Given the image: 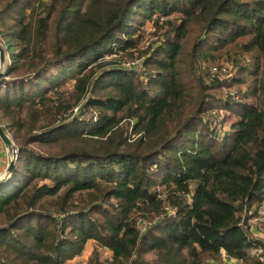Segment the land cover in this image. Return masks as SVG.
<instances>
[{"label": "trees", "instance_id": "trees-1", "mask_svg": "<svg viewBox=\"0 0 264 264\" xmlns=\"http://www.w3.org/2000/svg\"><path fill=\"white\" fill-rule=\"evenodd\" d=\"M0 42V264H67L87 240L108 255L79 264H264L239 222L264 197V0H0ZM219 57L250 75L240 94L213 91ZM208 107L232 115L220 134Z\"/></svg>", "mask_w": 264, "mask_h": 264}, {"label": "rangeland", "instance_id": "rangeland-1", "mask_svg": "<svg viewBox=\"0 0 264 264\" xmlns=\"http://www.w3.org/2000/svg\"><path fill=\"white\" fill-rule=\"evenodd\" d=\"M47 2H48V0H47ZM154 15H155V12L152 16H154ZM138 25H139L138 27L140 30V35H139L140 41L139 42L142 44H146L147 41H151L152 38L154 37L153 28L149 24V20H146V19L142 20ZM0 45L3 47V51L6 50L8 52V54H10L13 51L14 47L12 44H6L5 46H3L0 43ZM243 55H244L243 57H246V59L251 58L250 52L244 53ZM115 58L117 60L116 56H115ZM123 58H128V59H127V61L121 60L120 63H123L124 65H134V68L136 70L140 67V65L138 64L137 58L127 57L125 53L122 54V57L120 59H123ZM224 61H226L231 68L228 70V73L225 74V79H223L221 81L222 85L218 89L215 88L213 91L220 93V94H226V93L240 94V92H242V90H244L246 88V82L248 81V79H249V81H251V77H250V75H247L246 76L247 78H245V81L242 83L236 82L235 80H232L233 77L235 76V74H237L238 72L236 73V67L237 66L233 64V61L231 59L219 57L218 60L207 62L204 65L205 66L207 65V67H208V64H212V63L219 64V63H222ZM3 67H4V64H3ZM2 69H4V68H2ZM202 71H204V70H202ZM0 72H2L1 69H0ZM257 74H259V73H257ZM207 79H208V76H205V81H207ZM70 85H71V82H65V84L62 87H69ZM247 99L252 100V96H249ZM226 112L227 111L221 107H208L207 109H205V112L203 113L204 114L203 116L205 117V119L207 121L208 120L210 121L212 127H214L215 131L218 134H220L222 130L226 129V126H227L229 120L232 119V115H230L229 113H226ZM123 124L127 125L129 123L126 122V120H124ZM0 126H1L4 134L9 139V146H10L9 149H11V147H13V146L16 147L17 143L11 137L10 129L1 123H0ZM32 146H34V148H35L36 144H33ZM39 150H45V149H39ZM10 156H13V155L10 153L7 146L0 139V172H2L3 169L6 167V165L8 163V158ZM14 159H15V157H14ZM94 248L98 252V258L100 260L106 258V256L108 255V251L106 249H102L101 247L96 246L95 242L93 240H87L84 243L80 253L78 255L73 256L67 262V264H79V263L85 262L88 257L92 256V258H93L92 250ZM153 255H154V252L151 250H147L144 252V256L147 258L152 257Z\"/></svg>", "mask_w": 264, "mask_h": 264}, {"label": "built area", "instance_id": "built-area-1", "mask_svg": "<svg viewBox=\"0 0 264 264\" xmlns=\"http://www.w3.org/2000/svg\"><path fill=\"white\" fill-rule=\"evenodd\" d=\"M1 43V42H0ZM10 61L8 52L3 51V62L0 63V69L5 67ZM4 64V67H3ZM231 67L224 61L219 64H209L208 75L210 77H215L219 81L225 79V74ZM210 69V70H209ZM10 153L15 157L17 148L15 146L11 147ZM2 173V172H0ZM246 213L248 214L243 220L240 219L239 222L245 226L246 231H248L249 236L254 239H258V242H254L251 245V250L255 253H259V257H264V247L261 244L264 243V197L257 203H252L249 205ZM203 264H241L240 259L235 256H227L225 252L221 249L218 256H206L203 258Z\"/></svg>", "mask_w": 264, "mask_h": 264}, {"label": "water", "instance_id": "water-1", "mask_svg": "<svg viewBox=\"0 0 264 264\" xmlns=\"http://www.w3.org/2000/svg\"><path fill=\"white\" fill-rule=\"evenodd\" d=\"M3 61V47L0 45V63H2ZM0 139L3 141V143L7 146L8 150H10V146H9V139L7 138V136L4 134L1 126H0ZM14 167V157L10 156L8 158V163L6 165V167L3 169L2 173L4 174H10L11 171L13 170ZM4 181V180H2ZM0 181V182H2Z\"/></svg>", "mask_w": 264, "mask_h": 264}, {"label": "clouds", "instance_id": "clouds-1", "mask_svg": "<svg viewBox=\"0 0 264 264\" xmlns=\"http://www.w3.org/2000/svg\"><path fill=\"white\" fill-rule=\"evenodd\" d=\"M10 178V174L0 173V181Z\"/></svg>", "mask_w": 264, "mask_h": 264}]
</instances>
